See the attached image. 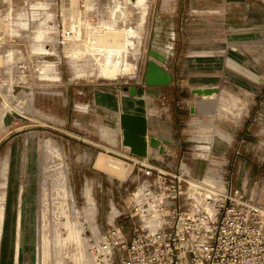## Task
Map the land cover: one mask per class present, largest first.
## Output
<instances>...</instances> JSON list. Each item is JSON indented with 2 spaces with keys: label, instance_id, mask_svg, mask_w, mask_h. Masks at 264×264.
Here are the masks:
<instances>
[{
  "label": "rangeland",
  "instance_id": "1",
  "mask_svg": "<svg viewBox=\"0 0 264 264\" xmlns=\"http://www.w3.org/2000/svg\"><path fill=\"white\" fill-rule=\"evenodd\" d=\"M124 37L125 71L105 79V53ZM213 86L212 99L191 93ZM123 112L168 147L145 157L182 161L192 183L222 185L200 157L237 147L240 181L264 184V0H0V264H90L97 232L143 182Z\"/></svg>",
  "mask_w": 264,
  "mask_h": 264
},
{
  "label": "built area",
  "instance_id": "2",
  "mask_svg": "<svg viewBox=\"0 0 264 264\" xmlns=\"http://www.w3.org/2000/svg\"><path fill=\"white\" fill-rule=\"evenodd\" d=\"M240 156L236 147L229 155L200 157L222 182L209 195L206 186L191 184L198 179L182 161L165 168L137 158L143 182L130 195L129 212L116 213L97 232L90 264H264V184L240 181Z\"/></svg>",
  "mask_w": 264,
  "mask_h": 264
},
{
  "label": "water",
  "instance_id": "3",
  "mask_svg": "<svg viewBox=\"0 0 264 264\" xmlns=\"http://www.w3.org/2000/svg\"><path fill=\"white\" fill-rule=\"evenodd\" d=\"M151 54L164 62L165 57L151 50ZM19 59L16 63V74L19 79L20 86L26 88V86L31 84V73L29 66L26 61V56L23 53L18 55ZM16 93L19 88H15ZM192 94H202L200 89H192ZM119 122L122 132V145L129 148L130 154L136 155L138 158H146L145 150L147 149V132H148V121L144 115L133 114L128 112H123L119 116ZM156 141L155 138L151 139V143ZM164 154V152H163Z\"/></svg>",
  "mask_w": 264,
  "mask_h": 264
},
{
  "label": "bare ground",
  "instance_id": "4",
  "mask_svg": "<svg viewBox=\"0 0 264 264\" xmlns=\"http://www.w3.org/2000/svg\"><path fill=\"white\" fill-rule=\"evenodd\" d=\"M134 3V2H133ZM115 36H117V35H111V39H109V40H114V38H115ZM113 42V41H112ZM116 42V41H115ZM115 42H114V44H115ZM118 43H119V45L117 44V48H116V52H115V55L113 54L112 55V52L110 51V52H107V53H105V58H104V61H103V64H102V67L100 68V72H101V74H102V76L105 78V79H112V78H115L116 76H118V74H121L122 73V71L124 70L125 71V68L126 67H124L123 68V70H122V66H123V64L121 65V60H120V58H119V55H120V52L125 48V45H127L128 44V40L126 39V37H124L123 39L121 38V39H119V41H118ZM120 43H122V44H120ZM100 44H102L101 42H100ZM100 46V45H99ZM115 46V45H114ZM111 47V46H110ZM114 48V49H115ZM110 49V48H109ZM106 50V49H105ZM111 50H112V48H111ZM155 52V51H154ZM157 53V52H156ZM158 54H160V53H158ZM230 63V62H229ZM125 66H127V64H125ZM131 66V65H130ZM129 67V66H128ZM130 68V67H129ZM232 69V68H231ZM130 70V69H129ZM132 70V69H131ZM123 71V72H124ZM126 73V72H125ZM251 76V75H250ZM161 82H165V81H167V77H163V78H161V80H160ZM196 89H200V90H202V94H200V95H198V94H194V95H196V96H200V97H202L203 99H205V98H207V99H212L216 94H218V92H217V88L216 87H208V88H206V87H199V88H196ZM139 96H138V98L140 99V100H142V98L144 97L143 96V93L142 92H139V94H138ZM137 98V99H138ZM132 103H134L135 101H131ZM142 103H137V107L140 109L142 106ZM205 106L207 107V105H202L201 106V108H205ZM146 139H147V143H148V145H149V147H151V148H153V149H156V150H158V152H159V154H162L163 155V152L165 153V152H167V151H169L168 150V147L165 145V144H162V141L160 140V139H158V138H155L156 139V141H154V142H152L151 143V139L152 138H149V137H146ZM162 139H165V138H162ZM97 163V165H99L100 167H103L104 166V164H105V162H106V160H97L96 161ZM116 165V159H113V161H108V167H111L112 169H110L112 172H114L113 170L115 169V166ZM98 169V168H97ZM99 169H101V168H99ZM103 169V168H102ZM101 171V170H100ZM104 171V170H103ZM105 171H107V170H105ZM109 171V170H108ZM111 171H110V173H111ZM109 173V172H108ZM192 185H196V186H201V184H202V186L204 185L203 183H191ZM204 186H206V185H204ZM215 187V186H214ZM219 187H222V185H219ZM207 188L208 189H206V192H205V194L206 195H209L210 194V190H209V188H211L209 185L207 186ZM84 190H85V192H84V196H85V199L88 201V202H91V203H93V200L90 198V194H89V191H88V189L87 188H85L84 187ZM0 216H1V214H0ZM1 218V217H0ZM108 218V222L109 223H111L112 222V219L114 218V215L111 213L110 215H109V217H107Z\"/></svg>",
  "mask_w": 264,
  "mask_h": 264
},
{
  "label": "crops",
  "instance_id": "5",
  "mask_svg": "<svg viewBox=\"0 0 264 264\" xmlns=\"http://www.w3.org/2000/svg\"><path fill=\"white\" fill-rule=\"evenodd\" d=\"M128 113H130V112H128ZM133 114H135V113H133ZM241 167H242L241 163H238V166H237V168H238V175H240V169H241Z\"/></svg>",
  "mask_w": 264,
  "mask_h": 264
}]
</instances>
